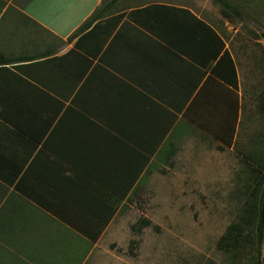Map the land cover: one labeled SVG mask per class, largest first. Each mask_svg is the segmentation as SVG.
I'll return each instance as SVG.
<instances>
[{"label": "crops", "instance_id": "1", "mask_svg": "<svg viewBox=\"0 0 264 264\" xmlns=\"http://www.w3.org/2000/svg\"><path fill=\"white\" fill-rule=\"evenodd\" d=\"M190 1L0 0V264H89L156 156L237 134L238 65Z\"/></svg>", "mask_w": 264, "mask_h": 264}, {"label": "rangeland", "instance_id": "2", "mask_svg": "<svg viewBox=\"0 0 264 264\" xmlns=\"http://www.w3.org/2000/svg\"><path fill=\"white\" fill-rule=\"evenodd\" d=\"M228 1L240 8L243 18L223 17L211 0L190 3L223 24L238 65L240 112L232 146L191 131L176 143L173 156H156L137 191L118 207L110 234L89 264H249V250L242 261L233 260L217 243L254 206L253 179L264 174V0ZM229 54L223 64L233 70ZM144 220L151 225L136 232L133 228ZM249 221L245 234L253 229Z\"/></svg>", "mask_w": 264, "mask_h": 264}, {"label": "trees", "instance_id": "3", "mask_svg": "<svg viewBox=\"0 0 264 264\" xmlns=\"http://www.w3.org/2000/svg\"><path fill=\"white\" fill-rule=\"evenodd\" d=\"M215 4L221 7V14L227 19H232L234 17L243 18L242 12L239 7H235L232 4L228 3L225 0H213ZM90 22L86 23L82 30H85L90 26ZM227 55V54H226ZM224 55V58L225 56ZM11 60L0 58V66L11 64ZM233 75L236 79L235 69L233 67ZM231 70L223 69L222 76L230 77ZM236 85V81L234 82ZM260 104L262 112L264 111V92L260 97ZM236 135L235 129H233L232 134L226 140H223L225 146L231 147L233 138ZM174 155V151L170 152L166 158H170ZM255 189H253V196L255 197V204L251 209L244 210L242 216L240 217V222L234 223L229 226L224 236L220 238L217 243V248L224 255H228L233 260H240L244 258L246 250H249V255L251 256L249 264H263L262 263V246L264 242V174L259 172L254 177ZM137 190L133 191V194ZM127 197H124L120 202L122 203L126 200ZM252 222L253 229L250 234H245L244 226L250 221ZM150 222L147 220L141 221L138 228H133L135 231L141 232L142 229L150 226Z\"/></svg>", "mask_w": 264, "mask_h": 264}]
</instances>
